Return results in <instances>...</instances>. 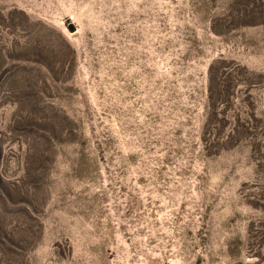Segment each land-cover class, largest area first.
<instances>
[{
    "label": "rangeland",
    "instance_id": "374dc122",
    "mask_svg": "<svg viewBox=\"0 0 264 264\" xmlns=\"http://www.w3.org/2000/svg\"><path fill=\"white\" fill-rule=\"evenodd\" d=\"M0 264H264V0H0Z\"/></svg>",
    "mask_w": 264,
    "mask_h": 264
}]
</instances>
